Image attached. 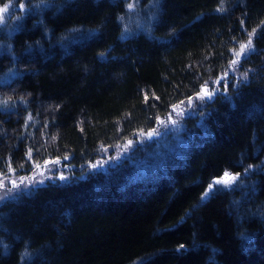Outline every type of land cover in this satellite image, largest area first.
<instances>
[{
	"label": "trees",
	"instance_id": "16d2710c",
	"mask_svg": "<svg viewBox=\"0 0 264 264\" xmlns=\"http://www.w3.org/2000/svg\"><path fill=\"white\" fill-rule=\"evenodd\" d=\"M0 4V264H264V0Z\"/></svg>",
	"mask_w": 264,
	"mask_h": 264
},
{
	"label": "rangeland",
	"instance_id": "374dc122",
	"mask_svg": "<svg viewBox=\"0 0 264 264\" xmlns=\"http://www.w3.org/2000/svg\"><path fill=\"white\" fill-rule=\"evenodd\" d=\"M5 6H7V11H6V12H3V13H0V16L3 17V19L0 20V26H3V25L6 23V21H7V20H6V16H8V14H9V8H10V5H5V4L1 5V4H0V9L4 8ZM239 52H240V51H238V52L235 53V58H234L231 62H233V61H235V60L238 59V57H239L240 55L238 56L237 53H239ZM204 89H205V88H204ZM209 92H210V93H211V92L213 93V90H210ZM127 144H129V142H127ZM228 174H229L230 176L234 177V179H233L231 182H229V183H216V181H218V180H224V179H227V178L225 177V173H223L222 175L218 176V178H214V179H213V181L211 182V187H212V186H218V185H219L220 187H229V186L235 185L236 182L240 179V177L246 176V175H248L249 173H248V171H244L243 173H241L240 176L237 175V174H235V173H231V172H229ZM41 175H42V176H45L43 173H42ZM8 195H9V192H8V191H7L6 193H4L3 190H2V188H0V202L3 201V200H5V198H6Z\"/></svg>",
	"mask_w": 264,
	"mask_h": 264
},
{
	"label": "snow or ice",
	"instance_id": "6c2138e0",
	"mask_svg": "<svg viewBox=\"0 0 264 264\" xmlns=\"http://www.w3.org/2000/svg\"><path fill=\"white\" fill-rule=\"evenodd\" d=\"M6 11H7V6H5V7L2 8V9H0V13L6 12ZM2 19H3V17L0 16V20H2ZM250 46H251V40L249 39L247 45H241V52H242L245 48L250 47ZM239 54H240V53H237L238 56H239ZM233 63H236V61H233ZM202 92H203V95H208V96L211 95V93L208 92V90H207L206 88L203 89ZM175 107H179V106L177 105V106H175ZM149 135H151V133H150ZM225 177H226L227 179H224V180H218V181H216V183H229V182H231V181L234 179V177L230 176L228 173H225ZM210 187H211V185H210Z\"/></svg>",
	"mask_w": 264,
	"mask_h": 264
},
{
	"label": "water",
	"instance_id": "95a60500",
	"mask_svg": "<svg viewBox=\"0 0 264 264\" xmlns=\"http://www.w3.org/2000/svg\"><path fill=\"white\" fill-rule=\"evenodd\" d=\"M205 86H206V84H203V86H202V88H201V89L203 90V89L205 88Z\"/></svg>",
	"mask_w": 264,
	"mask_h": 264
}]
</instances>
